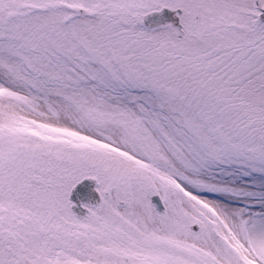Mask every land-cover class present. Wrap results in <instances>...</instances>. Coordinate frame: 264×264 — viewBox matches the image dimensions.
<instances>
[{"label":"snow or ice","instance_id":"obj_1","mask_svg":"<svg viewBox=\"0 0 264 264\" xmlns=\"http://www.w3.org/2000/svg\"><path fill=\"white\" fill-rule=\"evenodd\" d=\"M0 264H264V0H0Z\"/></svg>","mask_w":264,"mask_h":264}]
</instances>
